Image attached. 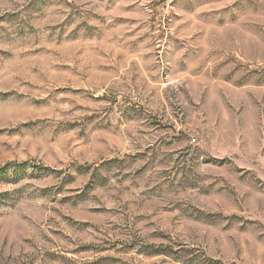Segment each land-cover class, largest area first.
Here are the masks:
<instances>
[{
    "label": "rangeland",
    "instance_id": "1",
    "mask_svg": "<svg viewBox=\"0 0 264 264\" xmlns=\"http://www.w3.org/2000/svg\"><path fill=\"white\" fill-rule=\"evenodd\" d=\"M0 264H264V0H0Z\"/></svg>",
    "mask_w": 264,
    "mask_h": 264
}]
</instances>
